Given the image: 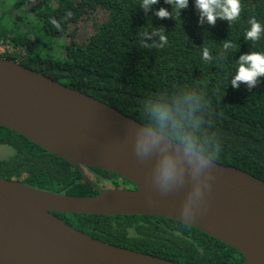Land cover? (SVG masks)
Returning <instances> with one entry per match:
<instances>
[{
	"label": "trees",
	"instance_id": "1",
	"mask_svg": "<svg viewBox=\"0 0 264 264\" xmlns=\"http://www.w3.org/2000/svg\"><path fill=\"white\" fill-rule=\"evenodd\" d=\"M142 0H0V41L21 47L24 54L0 53L32 70L95 97L136 121L208 156L245 170L264 181V77L256 87L234 89L239 56L264 53L258 41L245 38L255 19L264 26V0H240V18L215 26L198 23L194 0L172 19L155 11L171 6L159 0L145 13ZM71 12V17L66 14ZM96 12L99 21H93ZM91 29L77 38V23ZM52 21L59 23V30ZM163 28L168 43L151 32ZM64 35L65 42L58 37ZM223 41L234 47L221 55ZM213 59H203V48ZM169 120L161 124L155 109ZM0 176L49 192L87 196L108 178L123 177L99 168L76 167L24 135L0 125ZM88 173V174H87ZM131 183V182H130ZM132 184V183H131ZM109 187H119L116 183ZM76 229L99 240L182 264H242L231 245L185 223L158 215H99L54 212Z\"/></svg>",
	"mask_w": 264,
	"mask_h": 264
},
{
	"label": "water",
	"instance_id": "2",
	"mask_svg": "<svg viewBox=\"0 0 264 264\" xmlns=\"http://www.w3.org/2000/svg\"><path fill=\"white\" fill-rule=\"evenodd\" d=\"M0 125L76 167L110 171L135 186L77 196L0 176V264H182L99 240L54 212L163 216L236 248L242 264H264V181L251 173L193 148L186 154L185 144L2 56ZM146 132L160 143L141 154ZM166 156L175 175L164 184L159 168Z\"/></svg>",
	"mask_w": 264,
	"mask_h": 264
},
{
	"label": "clouds",
	"instance_id": "3",
	"mask_svg": "<svg viewBox=\"0 0 264 264\" xmlns=\"http://www.w3.org/2000/svg\"><path fill=\"white\" fill-rule=\"evenodd\" d=\"M159 0H142L139 7L148 13L149 9L153 5H156ZM164 3L171 6V11L166 8H159L155 11V16L159 19H172L173 12L180 17L181 11L188 7L189 0H164ZM194 6L199 14L198 23H207L209 26H215L217 20L226 21L231 24L240 18L242 11V5L240 0H194ZM72 13L68 12L67 17H71ZM54 26L59 30L60 25L56 21H52ZM250 27L246 31L245 38L256 42L260 39L261 34L264 33V26H262L255 17H252L248 21ZM151 35H155L159 38V43H145L144 37L150 39L148 32H144L141 35L142 47L150 48L153 46L163 47L168 43L167 36L163 32V28L159 31L151 32ZM234 44L230 41H223L221 55L232 49ZM203 59L205 61H211L213 56L207 47L203 48ZM236 73L230 80L231 86L236 89L240 84H245L248 89H252L257 86L261 77H264V53L261 52H248L239 56L236 60ZM156 118L161 124L166 123L169 120V112L164 108L155 109ZM159 137L154 136L151 133H144L138 144V150L141 154H147L152 148L159 145ZM186 143V154L191 153L192 144L189 141ZM208 161L200 160L199 166L206 167ZM175 175V164L170 157H164L161 161L159 168V179L164 184L170 182ZM187 211V210H185Z\"/></svg>",
	"mask_w": 264,
	"mask_h": 264
},
{
	"label": "rangeland",
	"instance_id": "4",
	"mask_svg": "<svg viewBox=\"0 0 264 264\" xmlns=\"http://www.w3.org/2000/svg\"><path fill=\"white\" fill-rule=\"evenodd\" d=\"M101 19V14L99 12H96L93 16V21H99ZM77 38L78 39H82L84 38L88 32L91 29V20H83L77 23ZM66 37L64 35L58 37L57 41L60 43L65 42ZM9 154V149L5 148V147H1L0 146V157H5ZM88 174V173H87ZM110 185V184H109ZM109 185H101L99 188H108Z\"/></svg>",
	"mask_w": 264,
	"mask_h": 264
},
{
	"label": "built area",
	"instance_id": "5",
	"mask_svg": "<svg viewBox=\"0 0 264 264\" xmlns=\"http://www.w3.org/2000/svg\"><path fill=\"white\" fill-rule=\"evenodd\" d=\"M0 53H9V54H24V49L21 47H13L10 43L5 41H0Z\"/></svg>",
	"mask_w": 264,
	"mask_h": 264
},
{
	"label": "flooded vegetation",
	"instance_id": "6",
	"mask_svg": "<svg viewBox=\"0 0 264 264\" xmlns=\"http://www.w3.org/2000/svg\"><path fill=\"white\" fill-rule=\"evenodd\" d=\"M108 180L110 182H108V185L110 184H113V183H116V185H119V187H124V188H135V186L133 184H131L128 180H121L119 179V177H110L108 178ZM99 185L98 186H95V188L98 190L99 189Z\"/></svg>",
	"mask_w": 264,
	"mask_h": 264
}]
</instances>
